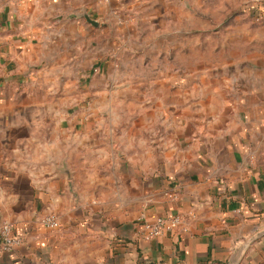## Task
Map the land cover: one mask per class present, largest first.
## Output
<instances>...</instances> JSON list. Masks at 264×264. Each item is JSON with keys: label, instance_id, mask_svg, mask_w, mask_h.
Listing matches in <instances>:
<instances>
[{"label": "crops", "instance_id": "obj_1", "mask_svg": "<svg viewBox=\"0 0 264 264\" xmlns=\"http://www.w3.org/2000/svg\"><path fill=\"white\" fill-rule=\"evenodd\" d=\"M2 220L0 264H264V0H0Z\"/></svg>", "mask_w": 264, "mask_h": 264}, {"label": "built area", "instance_id": "obj_2", "mask_svg": "<svg viewBox=\"0 0 264 264\" xmlns=\"http://www.w3.org/2000/svg\"><path fill=\"white\" fill-rule=\"evenodd\" d=\"M255 19H263V16L257 14ZM187 217V214L182 212L168 216H158L151 222H146L141 228V233L145 237H153L166 230L182 231L185 229L184 222ZM40 221L43 225L50 228H55L59 224L54 212H46L40 217ZM20 241L19 236L12 234L10 222L2 220L0 222V253L12 250Z\"/></svg>", "mask_w": 264, "mask_h": 264}, {"label": "rangeland", "instance_id": "obj_3", "mask_svg": "<svg viewBox=\"0 0 264 264\" xmlns=\"http://www.w3.org/2000/svg\"><path fill=\"white\" fill-rule=\"evenodd\" d=\"M243 4H246V2H241L240 5L238 4L236 7H234L233 9H231L228 14H234V13H241L243 12ZM246 8V7H245Z\"/></svg>", "mask_w": 264, "mask_h": 264}]
</instances>
